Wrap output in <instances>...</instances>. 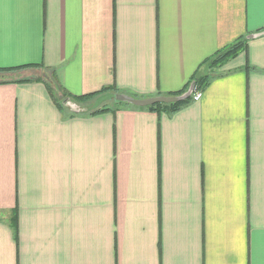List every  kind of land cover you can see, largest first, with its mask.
<instances>
[{
    "label": "crops",
    "instance_id": "1",
    "mask_svg": "<svg viewBox=\"0 0 264 264\" xmlns=\"http://www.w3.org/2000/svg\"><path fill=\"white\" fill-rule=\"evenodd\" d=\"M0 264H264V0H0Z\"/></svg>",
    "mask_w": 264,
    "mask_h": 264
},
{
    "label": "trees",
    "instance_id": "2",
    "mask_svg": "<svg viewBox=\"0 0 264 264\" xmlns=\"http://www.w3.org/2000/svg\"><path fill=\"white\" fill-rule=\"evenodd\" d=\"M245 40H242L240 42H237L229 47H227L226 49H223L221 51H219L214 57H212L211 59H209L208 61H206L204 63V73L198 76H195L194 79H192V83L195 86V90L196 91H201L203 90V88L207 85L210 76L207 74V72L212 71V70H217L219 68H221V66L223 64H225L228 60L234 58L235 56H237L240 52L245 50ZM208 70V71H207ZM215 76V75H213ZM109 94L110 99L112 101V105L110 107H106V106H102L100 108H97L93 111L87 110L86 112L90 113V115H95V114H100V113H104V112H115L116 110H119L121 108H135V109H140L131 105H128L126 103H122V102H118L115 100V96L116 95H125L127 97L133 98V99H146V97H140L138 95H134V94H128V93H124V92H120L117 89H104L102 91H100L99 93L96 94H92L89 96H85V97H70L67 94H63L62 98L59 101V109L60 107L65 108V101H71L72 103L79 105L80 108H84L81 105H85L88 102H90L91 100L96 99L99 96L102 95H106ZM190 99V97H188L187 99L183 100V101H179V102H175V103H170V104H155L153 106L147 107L145 109L150 110V111H164V112H173L176 111L178 108H180L183 104H185L188 100ZM85 111L82 112L81 114H85ZM72 114L78 115L80 113H75V112H71ZM88 113V114H89Z\"/></svg>",
    "mask_w": 264,
    "mask_h": 264
},
{
    "label": "water",
    "instance_id": "3",
    "mask_svg": "<svg viewBox=\"0 0 264 264\" xmlns=\"http://www.w3.org/2000/svg\"><path fill=\"white\" fill-rule=\"evenodd\" d=\"M194 89H195V86H194V84H192L191 87L189 88V90L187 91V93H185L184 95H182L180 97L157 96V97H151V98L137 100V99L127 97L125 95H116L115 100L118 102L126 103L128 105H131V106H134L137 108H146V107L153 106L155 104H170V103L183 101L191 95V93L193 92ZM65 106L69 107V109H71L75 113H81V112L85 111L83 108L78 107L77 105H75L71 101H65Z\"/></svg>",
    "mask_w": 264,
    "mask_h": 264
},
{
    "label": "rangeland",
    "instance_id": "4",
    "mask_svg": "<svg viewBox=\"0 0 264 264\" xmlns=\"http://www.w3.org/2000/svg\"><path fill=\"white\" fill-rule=\"evenodd\" d=\"M208 71V70H207ZM218 72H217V70H212V71H208L207 72V74L211 77V76H213L214 74H217ZM88 103H90V104H92L90 107H89V112L90 111H93V110H95V109H97V108H100V107H102V106H108V107H110L111 105H112V101H111V99H110V96H109V94H106V95H102V96H99V97H97L96 99H94V100H91L90 102H88ZM87 103V104H88ZM86 110V109H85Z\"/></svg>",
    "mask_w": 264,
    "mask_h": 264
},
{
    "label": "built area",
    "instance_id": "5",
    "mask_svg": "<svg viewBox=\"0 0 264 264\" xmlns=\"http://www.w3.org/2000/svg\"><path fill=\"white\" fill-rule=\"evenodd\" d=\"M200 98V94L199 93H196L195 95H194V100H198Z\"/></svg>",
    "mask_w": 264,
    "mask_h": 264
}]
</instances>
